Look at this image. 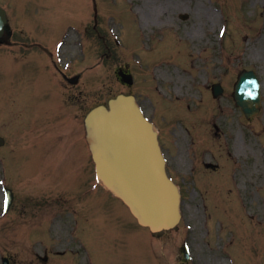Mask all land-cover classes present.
<instances>
[{
	"label": "rangeland",
	"instance_id": "374dc122",
	"mask_svg": "<svg viewBox=\"0 0 264 264\" xmlns=\"http://www.w3.org/2000/svg\"><path fill=\"white\" fill-rule=\"evenodd\" d=\"M211 1L5 0L13 12L12 26L19 27L12 30L19 45L2 46L6 51L0 52V136L6 140L0 174L17 188L10 214L0 219V263L8 255L15 264H44L39 256L49 251L66 256L52 255L48 264H86L78 236L94 264H185L184 242L191 246L190 264H229L232 255L238 264H264V102L261 113L247 120L232 96L238 75L254 69L263 81L264 101V40L257 43L258 23L245 38L249 32L243 20L238 26L240 5L221 0L230 7L226 11L232 10V15L227 12L230 34L221 48L214 9L219 0ZM252 6L254 11L262 8L257 0ZM95 8L98 30L92 29ZM183 15L189 19L182 20ZM212 17L213 26H207ZM71 23L81 29L89 57H79L75 36L62 50L64 62L75 61L68 75H81L82 81L67 90L61 76H55L60 114L52 120L53 108L47 105L48 91L55 89L49 65L53 58L38 56V50L45 53L39 47L26 52L21 44L38 41L51 48ZM110 28L122 46L113 41ZM148 49L152 54L145 59ZM135 56L142 58V67ZM120 68L134 74L135 85L120 83ZM216 83L225 91L214 98ZM120 93L136 94L149 116L156 113L184 194V220L172 231L153 234L139 228L132 233L128 220H116L124 207L106 198L98 201L102 213L88 221L86 212L92 206L86 201L93 194L108 195L101 188L89 192L93 165L83 117L91 106ZM43 113L51 118L49 126L33 139ZM54 143L58 152L53 154ZM208 163L219 169L209 171ZM2 193L0 186V212Z\"/></svg>",
	"mask_w": 264,
	"mask_h": 264
},
{
	"label": "water",
	"instance_id": "95a60500",
	"mask_svg": "<svg viewBox=\"0 0 264 264\" xmlns=\"http://www.w3.org/2000/svg\"><path fill=\"white\" fill-rule=\"evenodd\" d=\"M255 79L253 73H247L242 80L239 105L244 108L248 117L258 112L259 96L255 95L257 82ZM218 93L216 92V94ZM88 127L95 139V145H98L95 147V152L107 185L126 200L131 199L133 212L143 224L149 225L153 230L170 226L165 224L164 220L155 222L157 221V212L153 210L152 218H150L149 210L148 213H142L144 207L137 198L140 187L147 189L152 186L153 189H156L158 183L154 184V178H149L147 173L150 174L151 161L143 157L144 152H142L144 149L142 140L146 137L149 139L147 140L149 143L154 141L156 144L155 134L152 131H146L145 121L134 100L122 96L111 103V111L104 108L96 110L89 120ZM168 189L172 193L174 206H168L167 210L173 212L175 222H177V194L174 187L169 186Z\"/></svg>",
	"mask_w": 264,
	"mask_h": 264
}]
</instances>
